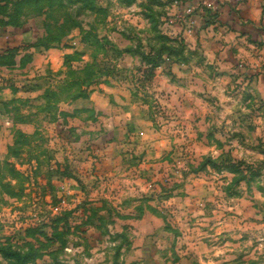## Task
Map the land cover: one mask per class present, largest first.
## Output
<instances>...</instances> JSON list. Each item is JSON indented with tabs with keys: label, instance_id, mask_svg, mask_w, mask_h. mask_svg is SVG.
<instances>
[{
	"label": "clouds",
	"instance_id": "clouds-1",
	"mask_svg": "<svg viewBox=\"0 0 264 264\" xmlns=\"http://www.w3.org/2000/svg\"><path fill=\"white\" fill-rule=\"evenodd\" d=\"M147 2L111 0L106 17L86 12L63 37L72 47L34 49L26 68L5 69L21 86L49 75L82 84L56 101L54 121L40 113L43 100L19 114L32 116L30 123L0 106L2 183L24 188L22 199L5 192L7 203H0V238L16 237L3 246L38 248V264H53L54 257L65 264H264V175L249 182L214 167L229 155L253 167L264 163V154L249 150L264 141V0L143 7ZM92 31L114 47L82 44ZM83 90L86 98L78 95ZM43 91H6L3 100ZM25 138L31 144L17 143ZM41 138L47 143L34 153L39 159L28 163ZM13 165L30 179L22 184L10 175ZM64 168L70 177H52L62 201L56 206L52 195H37L43 189L33 173ZM85 199L94 215L76 211ZM65 212L74 217L62 250L25 235L30 225ZM85 220L87 233L76 231ZM153 246V260H145Z\"/></svg>",
	"mask_w": 264,
	"mask_h": 264
},
{
	"label": "rangeland",
	"instance_id": "rangeland-1",
	"mask_svg": "<svg viewBox=\"0 0 264 264\" xmlns=\"http://www.w3.org/2000/svg\"><path fill=\"white\" fill-rule=\"evenodd\" d=\"M136 0H128L129 6L131 3H135ZM105 3L111 7V0H2L0 8L3 11L9 12L11 15L15 14L17 22L21 24V27L16 29L19 31H27L30 33L31 41L25 43L24 45L16 48L17 50L14 54L8 57V59H2L0 61V69H14L19 65L18 58H21L25 62V66H20L21 68H26L28 64L32 63L35 59L36 53L35 50H42L53 47L54 43L56 47L68 48L72 47L71 41L65 42L63 37L74 27H79L82 25L83 21L80 20V17L83 16L86 12H90L97 17H106L108 14L109 8L104 7ZM152 4H159L161 7L165 6V0H148V2L143 7H151ZM0 21L3 23L9 22L8 18L0 16ZM150 18L153 23H157L155 17H146ZM95 26L93 25V28ZM7 30L12 29L10 27L6 28ZM130 39L131 37H125ZM255 41V40H254ZM256 42V41H255ZM82 44L85 46L96 47L100 49H108L114 47L109 41L108 37L105 36L102 39L98 37L95 31L89 32L84 35ZM142 47V45H141ZM167 51V49H164ZM131 52V50H129ZM22 55V57H21ZM119 55V53H118ZM195 55V54H194ZM71 59V58H69ZM149 62H156L149 61ZM101 72H104L105 69L97 66ZM94 73L91 70L88 71L87 75L89 78ZM4 75V73H3ZM2 75L0 70V106L6 108L9 112H14L18 116V120L24 123H30L33 119L32 116H20L19 114L24 109H31L36 107L37 100L46 101V106L40 109V113H47L46 118H51L53 121L56 119L54 113L56 111L55 103L56 101L64 94L70 93L73 89L79 88L82 84V81L79 78L73 79L71 81H58L55 77L49 75L45 79H37L35 81H25L22 83V86L14 78H7ZM70 75H75L70 73ZM37 89V90H35ZM43 89V93L40 96L35 98L30 95L26 96L21 100H3V94L6 91L12 93L15 96L19 92H24L26 94L36 93ZM50 93V97L46 98L47 92ZM79 97H87L88 93L86 90L81 91ZM249 98H251L249 96ZM35 99V100H34ZM67 117L68 113H64ZM39 136V133H37ZM210 134V139L212 138ZM239 134L233 136L232 139L237 138ZM18 144H31V140L25 138L17 142ZM47 143L46 140L41 138L40 144L37 145L36 149H33L29 153L28 163H31V159H39V156L34 155L37 149L43 147ZM223 146V145H221ZM249 150L255 151L258 154H264V141L255 147L250 148ZM17 156H20L22 153L17 151L15 153ZM40 155H47L46 152H41ZM41 167H43V161H41ZM214 167L229 169L237 174L241 175V178L249 182L259 178L261 175H264V163H261L257 167H253L248 164L244 159L238 161H233L229 155L221 165H214ZM8 173L13 177H18L21 179L22 184L25 179H30V177H24L22 173L16 171L15 166H11L8 169ZM34 177L37 179V187L42 188V192H38L37 195L40 196H53V204L58 206L61 204V200L56 198L55 192L56 188L52 183V177L54 175L59 176L61 179L64 177H70L72 175L71 170L64 168L58 170L57 172H47L44 173L40 170H36L33 173ZM4 174L0 170V203H7L3 200V195L6 192L9 196L14 198H23L24 188L21 185L19 190L14 188L11 184H3ZM35 191V189H34ZM24 211L23 209H18ZM81 213V216H87L89 211H92L93 215L95 214V209L90 208L89 201L85 199L84 203L76 210ZM74 217V212H65L61 216L51 218L48 222L38 223L35 225H30L25 229V235L33 237L36 242H39L41 238L47 241V244H57L61 246V250L68 246L69 241L67 237L72 233L73 224L72 220ZM90 220H85L84 224L76 225V231L81 233H87L88 229L86 225ZM3 231L2 225H0V232ZM16 237L15 235L7 237L6 240L0 238V264H3L4 261L7 264H38L42 259V254L38 248L33 247L30 252L23 253L21 251H13L11 248H6L3 246V243L11 244L12 240ZM87 238V237H86ZM101 239L102 237H96ZM46 246V245H43ZM75 246H79L78 244ZM91 247H94L95 244H91ZM158 250L153 246L152 253L146 255L145 260L152 261ZM119 250L117 251L116 260L119 261ZM243 259V257H241ZM53 264H65L64 261L59 258L54 257ZM136 264V262H134ZM158 264V262H157Z\"/></svg>",
	"mask_w": 264,
	"mask_h": 264
},
{
	"label": "crops",
	"instance_id": "crops-1",
	"mask_svg": "<svg viewBox=\"0 0 264 264\" xmlns=\"http://www.w3.org/2000/svg\"><path fill=\"white\" fill-rule=\"evenodd\" d=\"M30 41H31V36H30V33L27 31H24V30L19 31L16 29L7 30L6 28H0V61L3 58L8 59L11 50L19 48L20 46ZM253 43H255V41H253ZM18 62H19V66L26 65L25 62L21 58H18ZM5 69L6 68L0 69L2 72V75Z\"/></svg>",
	"mask_w": 264,
	"mask_h": 264
},
{
	"label": "trees",
	"instance_id": "trees-1",
	"mask_svg": "<svg viewBox=\"0 0 264 264\" xmlns=\"http://www.w3.org/2000/svg\"><path fill=\"white\" fill-rule=\"evenodd\" d=\"M1 2H2V0H0V4H1ZM0 16H3L4 18H8V20H9V22H7V23H3V22L0 21V28L10 27L12 29H18V28L21 27V24L17 22V18L15 16V14L11 15L9 12L3 11L2 8H0ZM16 50L17 49L11 50L9 56H11V54L13 55ZM146 59H149V58L146 57ZM150 60L154 61V60H157V58L156 57H152V58H150ZM50 93H51L50 91L47 92L45 97L49 98L50 97Z\"/></svg>",
	"mask_w": 264,
	"mask_h": 264
}]
</instances>
